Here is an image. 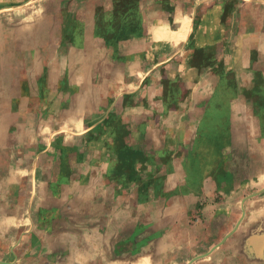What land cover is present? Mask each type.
Segmentation results:
<instances>
[{
  "label": "rangeland",
  "instance_id": "374dc122",
  "mask_svg": "<svg viewBox=\"0 0 264 264\" xmlns=\"http://www.w3.org/2000/svg\"><path fill=\"white\" fill-rule=\"evenodd\" d=\"M262 128L264 0H0V215L30 195L34 230L0 264H252Z\"/></svg>",
  "mask_w": 264,
  "mask_h": 264
},
{
  "label": "crops",
  "instance_id": "0c3cea01",
  "mask_svg": "<svg viewBox=\"0 0 264 264\" xmlns=\"http://www.w3.org/2000/svg\"><path fill=\"white\" fill-rule=\"evenodd\" d=\"M204 85L197 84V89L194 95L191 97V94H189V101L190 100H195L196 102V107L188 109L186 112V119H190L188 123L190 122H197V132L194 134L193 138V143L191 146V156L198 157V156H213V157H220L221 155L224 154L225 151V145L223 142V136H222V130L220 128L217 129V131H214L213 133H205L207 131V125L212 123V119H224L226 115H221L223 109H220L219 111H215L213 113H209L207 111V108L204 109V107L197 105V102L202 101L204 97V90L203 88ZM248 102V101H247ZM247 102L245 103V107L247 108ZM226 105V104H224ZM230 107H232V103L230 102ZM202 108L204 110H202ZM222 108V107H221ZM221 112V113H220ZM185 116V115H184ZM207 119V120H206ZM227 119V116H226ZM214 124V123H213ZM204 126V127H203ZM204 128V131H198L199 128ZM209 132L212 130H208ZM263 131V128H262ZM257 132V129L255 130V133ZM218 134V135H216ZM207 136H213V137H208ZM262 143H264V131L262 132ZM226 138V137H225ZM184 140V139H183ZM183 145L179 146L177 149H182ZM264 148V146H263ZM157 149V148H156ZM158 151V149H157ZM190 153V152H188ZM194 163V161H193ZM180 166L181 164L177 161L175 162V173L180 172ZM182 167V166H181ZM187 174L191 175V177H188L190 181L194 179L195 181H200L204 180L202 186L205 188H209L215 184L213 181V178L209 176L210 179H208L205 175L202 178V176H195L194 171H188ZM207 175V174H206ZM222 180V181H221ZM219 181V185L228 190H232L234 187V181L230 179V177L227 178H222ZM193 181V180H192ZM180 182V181H178ZM188 182V181H186ZM186 182H182L179 184L181 186L182 184H186ZM109 186V185H108ZM216 187V185L214 186ZM24 198H25V203H24ZM21 206L16 210L14 208H10V214L7 215L5 218H3V215H0V248H2L5 256L7 254H15L16 251H19V249L23 252L24 247L26 251L31 247V241H30V233L34 232L33 229H29V221H30V195L28 196H22L21 197ZM152 203V201H151ZM169 203V202H168ZM16 213V214H15ZM170 216H166V218H169ZM38 233H33L34 235H38ZM42 235V234H41ZM100 237V248L101 250H104L103 243H107L103 239V235H98ZM20 247V248H19ZM27 247V248H26ZM98 249V250H99ZM106 249V248H105ZM107 250V249H106ZM258 250L252 252V254H258ZM0 253V254H1ZM261 255L259 259L253 260L252 264H264V246L261 249ZM2 256L0 255V258ZM105 264H110L109 259L105 257ZM102 260V262L104 261ZM109 261V262H108ZM250 261V259H249ZM120 262V261H119ZM118 262V263H119ZM113 264H118L114 263Z\"/></svg>",
  "mask_w": 264,
  "mask_h": 264
}]
</instances>
